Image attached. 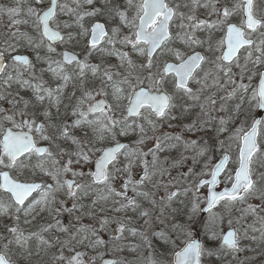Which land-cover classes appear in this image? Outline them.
<instances>
[{
	"label": "snow or ice",
	"instance_id": "obj_1",
	"mask_svg": "<svg viewBox=\"0 0 264 264\" xmlns=\"http://www.w3.org/2000/svg\"><path fill=\"white\" fill-rule=\"evenodd\" d=\"M3 17L0 264H253V242L264 256V0H11Z\"/></svg>",
	"mask_w": 264,
	"mask_h": 264
},
{
	"label": "rangeland",
	"instance_id": "obj_2",
	"mask_svg": "<svg viewBox=\"0 0 264 264\" xmlns=\"http://www.w3.org/2000/svg\"><path fill=\"white\" fill-rule=\"evenodd\" d=\"M10 2H11L10 0H7V1H6V4H9ZM0 3H1V1H0ZM9 24H10V21L8 20L7 17L0 18V46H2L3 39L6 37V35H7L8 32H9V29H8V25H9ZM29 27H30V25H21V26H20V31H25V32H27L28 30H30ZM11 31H15V29L13 28V29H11ZM21 45H24V46L26 47V44L21 40V41H19V46H18L17 50H19V48H21ZM45 79H48V78H46V76H45ZM198 112H199V108H198V107H197V108H194V110H193V111L190 113V115L188 116V122H187V124H188V123H191L193 120L196 119V117H197V113H198ZM237 123H239V121H237ZM207 131L212 132L214 135H211V137H212L213 139H215V132H214V130H213L212 128H207V129H205L204 131L200 132L199 134H197V133H188V138H191V139H197L198 137H202L203 140L206 141V140H207V137H206L207 134L205 135V132H207ZM224 135H226V134H224ZM224 135H221V136H220V139H224ZM131 139H132V138H131ZM133 141H135V140H133ZM133 141H131V143H132ZM145 145H146V146H149V147L145 148V150H144V151H147L148 148L151 147V142L149 141V142H147ZM213 152H214V153H213ZM215 152H216L219 156L221 155V153H220V151L218 150V148H217V150L210 152L209 155L213 156V157H214V160H215ZM166 153H167V152H164V153H161V154H160V158H161V160H163L164 157L169 156V154L166 155ZM212 153H213V154H212ZM231 153H232V155L236 154V149H235V148L231 149ZM185 155H187V156L189 157L188 161L186 162V164L183 166L182 169H181V168H178V169H173V170H171V176H172V177H177V175H178L179 172L187 171V169H188L189 167H193L192 160H191L192 153H191V152H188V153H185ZM171 157H175V154H174V153L171 154ZM122 159H123V158H122ZM149 160H150V159H149ZM205 160H207V156L203 157V158L201 159L200 164H197V165L195 166V171H196V172H200V171H201V167H202L203 161H205ZM213 162H214V161H213ZM120 166L122 167V164H121ZM142 168H143V166L139 163V160H137L135 166H134L133 169H132V177H133V179H139V176H140V174L142 173ZM156 179H160V177L157 176ZM190 182H192V178H191V177H189V180H188L187 182H185V183L183 184V186H184V187H187V186H188V183H190ZM121 183H122V180H117V183L114 184V187L117 188V189L119 190V189L121 188ZM201 193L206 194V189H203V190L201 191ZM161 194H162V193H161ZM191 198H192V197H191V193H190V194L188 195V197H187V200H186V203L189 204V207H190V203H189V202L191 201ZM173 206L175 207L176 205H173ZM128 214H131V212H129ZM234 214H235V215H238V213H234ZM119 215L122 216L123 214H119ZM186 219H187V217H186V215H184L183 219L180 218V222L177 221V220H175V222L183 224V223L186 221ZM199 219H200V220H206L207 217H206V218H201L200 216L197 217V223H198V220H199ZM250 220H251V218H249V222H250ZM196 225H197V224H196ZM196 225H194V228H195V229L198 228V227H196ZM110 227L114 228V227H115V224L111 225ZM199 230H200V229H199ZM200 231H201V230H200ZM103 233H104L106 236H108L106 232H103ZM256 235H258V233H256ZM201 237H202V239L204 238V237H203V232H202V231H201ZM134 243H137V242H134ZM245 243L247 244V243H249V242H248V241H245ZM257 243H258V242H253V243L251 244V248L255 249V251H249L248 253H246V255L252 256V257L254 258V259H253V264H260V261H261V260H264V256H260V255H258V253L261 251V249L257 247ZM110 249H111V245H109V250H108V251H105V249H104L103 247L100 248V249H98V250H100L101 252L106 253V254L109 253V254H111L113 257H117V256H125V257H127V259H129V260H131V259L133 258L131 255L128 254L127 251H125V252H123V253H118V252H114V251H112V250H110ZM106 254H104V255H106ZM146 254H147V253H145V255H146ZM107 255H108V254H107ZM211 264H219V261H218L215 257H213V258H211Z\"/></svg>",
	"mask_w": 264,
	"mask_h": 264
},
{
	"label": "flooded vegetation",
	"instance_id": "obj_3",
	"mask_svg": "<svg viewBox=\"0 0 264 264\" xmlns=\"http://www.w3.org/2000/svg\"><path fill=\"white\" fill-rule=\"evenodd\" d=\"M1 1V3H3V4H6V1L7 0H0ZM11 1V0H10ZM200 12H203V9H201L200 10ZM199 14V13H198ZM214 18V17H213ZM234 22H238V18H237V20H235ZM29 29L30 30H28L27 32L30 34V35H35V33L32 31V29H31V27H29ZM23 41V40H22ZM25 44H26V41H23ZM58 50H61V49H58ZM72 51H76V52H79L80 51V49L79 48H75V49H71ZM31 52H32V50H30ZM17 52L18 53H20V54H27V55H29L30 57H32L31 55H30V53H28V52H26V53H24L22 50H21V48H19V50H17ZM33 53V52H32ZM43 54V53H42ZM6 55H8V54H6ZM82 58V57H81ZM95 62V61H94ZM111 62L112 63H115L116 62V60H115V58H112V60H111ZM46 78H48L47 76H46ZM15 87V86H14ZM67 91H71V85L69 86V88H68V90ZM21 95H23V96H25V97H27V96H29L30 95V93H28V92H25V91H21V93H20ZM77 95H79V93H77ZM5 107H7V105H5ZM190 114H188L187 115V118H182V120H183V123L184 124H187V122H188V116H189ZM172 123V127L171 128H168L167 126H165V128H164V130L165 131H167V132H169V133H173V132H176V133H179V132H181L182 131V129H181V121H173V122H171ZM186 135V137L188 138V133H186L185 134ZM132 138V139H131ZM136 139V137L135 136H132V137H130L129 139H127V140H125L124 142H126V143H129V144H131V141H133V140H135ZM147 147H149V146H144L143 147V150H145V148H147ZM175 154V157H177V155H178V153H177V150H172L171 151V154ZM167 154H169L168 152L166 153V155ZM148 159H151V157L149 156L148 157ZM183 168V167H182ZM181 168V169H182ZM37 179H39L40 178V176H39V174L37 175V177H36ZM45 179H48V178H45ZM49 182H51L50 180H49ZM117 183V181L114 183V184H116ZM223 185V184H222ZM224 186V185H223ZM190 194V193H189ZM129 195H131V193H129ZM61 199H63V197H61ZM69 204H70V202H69ZM148 205L147 204H145V207H147ZM46 215V214H45ZM109 215H113L112 213H109ZM119 215V214H118ZM128 215H132V213L131 214H128ZM42 217H37V221H39L40 219H41ZM28 219H31V217H28ZM61 219L64 221V223H67V219H65V217H61ZM2 223H9V221L7 220V219H5V220H3V221H0V224H2ZM35 223V222H34ZM83 223L84 224H86V225H88V224H91L92 223V221L91 220H89V219H85L84 221H83ZM138 223H140V224H142V221H139ZM21 227H23V228H29V227H31V226H29V225H21ZM0 230H2V228H0ZM33 230H35L34 228H33ZM101 235L103 236V238L107 241L108 240V236H106L103 232L101 233ZM133 243L134 242H138V241H136V240H134V241H132ZM81 250H84V251H88V255H95V253L94 252H91V251H89V250H87V249H81ZM53 251H55V249H53ZM98 251H100V250H98ZM101 252V251H100ZM104 254H106V253H104ZM108 254V255H107ZM106 255H104L105 256V258H112L113 256L111 255V254H109V253H107ZM87 258V257H86ZM35 259V258H34ZM100 263V259H99V257L97 258V260H96V264H99Z\"/></svg>",
	"mask_w": 264,
	"mask_h": 264
},
{
	"label": "trees",
	"instance_id": "obj_4",
	"mask_svg": "<svg viewBox=\"0 0 264 264\" xmlns=\"http://www.w3.org/2000/svg\"><path fill=\"white\" fill-rule=\"evenodd\" d=\"M34 35V34H33ZM21 50L24 52V53H26V52H28V53H30V54H33L30 50V48H28L27 47V45H26V47L24 46V45H21ZM207 134V140L206 141H208L209 140V137L211 136V135H214L212 132H210V131H207V132H205V135ZM214 153V152H213ZM212 153V154H213ZM219 157V155L215 152V158H218ZM235 158V155H233V159ZM215 161V160H214ZM183 217H184V215L183 214H178L177 216H176V220L177 221H179L180 222V218L181 219H183ZM203 221L204 220H198V223H197V225H196V227H198V229H200L202 232L204 231V229H203ZM199 230V231H200ZM201 231H200V233H201Z\"/></svg>",
	"mask_w": 264,
	"mask_h": 264
},
{
	"label": "water",
	"instance_id": "obj_5",
	"mask_svg": "<svg viewBox=\"0 0 264 264\" xmlns=\"http://www.w3.org/2000/svg\"><path fill=\"white\" fill-rule=\"evenodd\" d=\"M219 188H223V187H221V185L219 186ZM202 190V189H201ZM207 216V214L206 213H204V214H201V218H205ZM195 233L198 235V236H200L201 237V235H200V233H199V231H198V229H195ZM108 259H111V258H108Z\"/></svg>",
	"mask_w": 264,
	"mask_h": 264
}]
</instances>
